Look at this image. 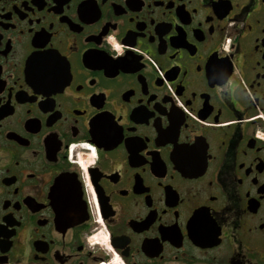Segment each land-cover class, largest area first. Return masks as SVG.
I'll use <instances>...</instances> for the list:
<instances>
[{
	"label": "flooded vegetation",
	"instance_id": "flooded-vegetation-1",
	"mask_svg": "<svg viewBox=\"0 0 264 264\" xmlns=\"http://www.w3.org/2000/svg\"><path fill=\"white\" fill-rule=\"evenodd\" d=\"M0 264H264V0H0Z\"/></svg>",
	"mask_w": 264,
	"mask_h": 264
}]
</instances>
